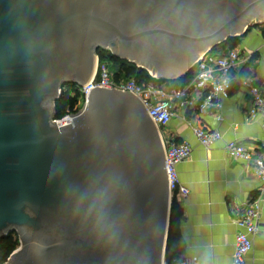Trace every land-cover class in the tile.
I'll use <instances>...</instances> for the list:
<instances>
[{"label": "water", "instance_id": "obj_1", "mask_svg": "<svg viewBox=\"0 0 264 264\" xmlns=\"http://www.w3.org/2000/svg\"><path fill=\"white\" fill-rule=\"evenodd\" d=\"M264 22V0H0V264H166L172 197L163 139L132 93L94 88L58 127L66 83L98 50L157 79Z\"/></svg>", "mask_w": 264, "mask_h": 264}, {"label": "crops", "instance_id": "obj_2", "mask_svg": "<svg viewBox=\"0 0 264 264\" xmlns=\"http://www.w3.org/2000/svg\"><path fill=\"white\" fill-rule=\"evenodd\" d=\"M233 38L239 39L236 47L213 49L220 54L237 49L240 54L232 70L233 83L223 108L206 113L178 108L169 124L160 130L164 141L185 140L192 145L190 159L177 167L179 177L190 193L176 200L183 208L180 234L185 244L184 258H189L193 264H232L238 231L236 219L240 211L263 191V184L245 161L226 153L225 143L235 140L255 153H264L263 120L261 116L250 117L249 92L242 86L244 80L252 86L264 80V22L251 25ZM193 123L219 130L223 140L205 148L194 135ZM261 207V227L254 238L247 264H264V201Z\"/></svg>", "mask_w": 264, "mask_h": 264}, {"label": "built area", "instance_id": "obj_3", "mask_svg": "<svg viewBox=\"0 0 264 264\" xmlns=\"http://www.w3.org/2000/svg\"><path fill=\"white\" fill-rule=\"evenodd\" d=\"M239 59L240 54L237 49H231L226 54H220L213 49L208 50L192 65L190 82L183 88L171 90L152 82L139 84L135 79L118 77L116 75L118 70L113 71L107 64H100L98 60L92 78L86 84L76 87L81 97L79 110L76 113H68L62 118H55L54 121L58 127L71 123L88 103L90 92L94 88H114L124 93H132L145 106L159 131L169 124L178 108L184 111L198 110L200 113L210 110L218 112L223 108L224 100L229 97L233 83L232 70ZM242 86L249 92L250 117L261 116L264 124V80L257 86H252L248 80H244ZM191 126L198 142L205 148L213 147L223 140L219 130H212L196 123ZM163 145L171 197L185 198L190 190L182 183L177 167L190 159L192 145L188 141L177 142L174 139L163 140ZM225 151L229 156L245 161L253 175L263 184L261 195L249 202L236 219L238 231L235 236L232 264H247V257L254 247V238L261 227V203L264 201V153H255L235 140L225 143ZM179 264L193 263L189 258H183Z\"/></svg>", "mask_w": 264, "mask_h": 264}, {"label": "trees", "instance_id": "obj_4", "mask_svg": "<svg viewBox=\"0 0 264 264\" xmlns=\"http://www.w3.org/2000/svg\"><path fill=\"white\" fill-rule=\"evenodd\" d=\"M238 38H228L226 41L220 43L218 46L234 48L238 45ZM100 64H106V60L118 63V71L116 75L125 79H135L139 84L155 83L160 86H174L182 88L190 82L192 78V71L190 70L185 76L176 80L157 79L149 74L145 69L137 67L135 63L128 60H122L115 57L110 50H98ZM77 85L73 83H66L63 87L61 97L56 102L55 118H62L67 113H75L79 110L78 98L79 94L76 90ZM183 216V208L177 202L176 198L172 199L170 226L168 233V241L166 248V264H179L184 258L185 244L180 234V221ZM17 243L12 240V234L5 236L0 242V262L7 261L9 256L15 250Z\"/></svg>", "mask_w": 264, "mask_h": 264}, {"label": "rangeland", "instance_id": "obj_5", "mask_svg": "<svg viewBox=\"0 0 264 264\" xmlns=\"http://www.w3.org/2000/svg\"><path fill=\"white\" fill-rule=\"evenodd\" d=\"M105 62L110 67L111 70H113V71H117L118 70V63H116L114 61H110V60L109 61L106 60ZM165 80L170 81L171 79L170 80L169 79H165ZM166 87H168V86H166ZM174 88H177V87H174ZM171 89L172 88L169 87V90H171ZM80 103H81V97L79 96L78 105H80ZM10 234H12V240L17 243L15 250L12 252V254H13L16 250H19L20 248H22L24 246V243L22 241L23 240L22 237L25 235V232L24 231H20V230L17 229V230L11 231ZM10 256H9V258H10Z\"/></svg>", "mask_w": 264, "mask_h": 264}, {"label": "bare ground", "instance_id": "obj_6", "mask_svg": "<svg viewBox=\"0 0 264 264\" xmlns=\"http://www.w3.org/2000/svg\"><path fill=\"white\" fill-rule=\"evenodd\" d=\"M155 77V76H154Z\"/></svg>", "mask_w": 264, "mask_h": 264}]
</instances>
